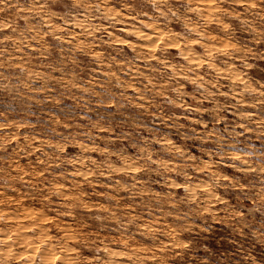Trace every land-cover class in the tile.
<instances>
[{"label":"clouds","instance_id":"1","mask_svg":"<svg viewBox=\"0 0 264 264\" xmlns=\"http://www.w3.org/2000/svg\"><path fill=\"white\" fill-rule=\"evenodd\" d=\"M0 264H264V0H0Z\"/></svg>","mask_w":264,"mask_h":264}]
</instances>
